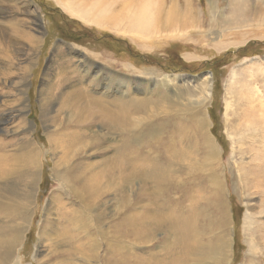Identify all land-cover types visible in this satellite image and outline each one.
Returning a JSON list of instances; mask_svg holds the SVG:
<instances>
[{
	"label": "rangeland",
	"instance_id": "1",
	"mask_svg": "<svg viewBox=\"0 0 264 264\" xmlns=\"http://www.w3.org/2000/svg\"><path fill=\"white\" fill-rule=\"evenodd\" d=\"M172 6H177L180 12L177 22L168 26L165 16ZM161 16L156 35H144L145 40H142L138 38L142 34L127 29L117 31L86 24L67 13L56 0H0V42L9 50V56L0 53V116L11 113L15 117V122L7 125L11 130L17 129L23 117L28 119L32 137L42 155L38 184L34 186L37 194L31 230L18 249L21 264H37L36 259L42 261L41 264H50L60 258L80 262L79 243H84V235L70 232L69 223L61 220L59 210L56 211L58 199L52 198V192L59 188L53 171L62 170L58 165L66 151L60 150L48 136L58 137L59 126L66 128L69 124L65 114H57L60 93L81 84L90 87L92 95L99 96L107 92L105 86L110 82V94H107L112 98L120 97L118 92H128L140 101L149 99L144 101L148 103L146 113L138 116L139 120L145 117L147 121L143 124L137 121L138 132L133 143L139 157L134 163L135 181L127 187L133 189L136 205L132 211L128 210L130 214L139 218L147 210L152 212L155 203H163L152 183L151 169L153 164L162 165L166 171L170 167L176 178L173 185H181L191 197L188 202L184 200L181 214L184 216L196 208L204 215L202 219L213 220L218 228L228 229V241H233L230 264H264V185L253 187L247 177L249 168L258 174L256 179H263L257 169L262 167L264 171V121L258 122L261 126L248 125V120L254 116L264 118L260 113L264 110V0H164ZM27 35L35 37L37 42L33 44ZM18 42L20 46L16 47ZM75 52L80 53V57ZM166 76L175 79L170 86L159 88L157 83L151 82ZM82 77H85L83 81ZM209 85L210 99L202 112L210 123L208 133L222 153L221 172L227 197L221 199L220 212L204 201L210 188L199 169L203 155L198 152L201 149L195 142V129L188 121L180 119L186 114L185 108L181 107L184 110L179 112L181 114L162 111V107L173 101L189 109L205 97ZM20 90L23 93H19ZM158 97L159 104L156 103ZM22 109L23 117H20ZM92 130L84 129L88 134L99 131L98 127ZM152 133L159 137L151 140ZM2 135L3 139L12 138ZM171 141L177 148L175 155L170 150ZM16 149L17 146L12 147L9 152L14 154ZM88 149L84 162L95 163L93 174L104 172V176L114 179L111 162L115 161L111 156L116 155L115 150L98 151L93 144ZM76 150L69 153L67 162L73 157V165L78 170L81 159H76ZM29 170H22V177L26 171L29 174ZM79 178L83 184L93 176L87 169ZM16 181L14 176V191L26 195L28 177L22 182ZM197 184L199 189L201 185L204 188L193 192ZM122 191L105 192V202L98 207L105 212L99 227L106 234L102 255L111 250L109 245L117 242L114 238L118 233L117 225L126 219L127 210L117 205L113 196L121 195ZM194 193L199 198H193ZM125 194L130 195V189H126ZM64 202L68 204L60 214L75 209L68 200ZM214 210L217 213H213ZM7 221L3 217L4 225L11 224ZM165 235L156 234V240L154 238L136 254L147 258L151 254L152 261L165 260L170 242L168 234ZM251 242L256 244L257 255L251 253ZM173 261L174 258H170V262Z\"/></svg>",
	"mask_w": 264,
	"mask_h": 264
},
{
	"label": "bare ground",
	"instance_id": "2",
	"mask_svg": "<svg viewBox=\"0 0 264 264\" xmlns=\"http://www.w3.org/2000/svg\"><path fill=\"white\" fill-rule=\"evenodd\" d=\"M56 1H58V4L63 6V9L72 17L86 24L97 27H107L117 31L127 29L138 35L142 34L138 37L142 40H145L144 35H156V30L158 31L161 22H159V20L162 19L161 12L164 5V0ZM139 4H141V8H138ZM176 7L172 6L166 13L165 22L168 26L177 22L180 11ZM186 11H189V8ZM186 14L189 15L188 12H186ZM4 34L5 32L2 33L3 39L5 36ZM17 34L21 35L22 32H17ZM27 38L31 39L33 44L37 42V39L33 36L29 35ZM9 41L10 39L8 42ZM15 44L16 47L20 46L19 42ZM15 44L12 45V47L15 46ZM7 48L8 46L5 47L4 44L0 42V53L3 56H9V54H7L9 52ZM75 54L80 57V53L75 52ZM84 79L85 77H82V81ZM170 79L171 78L166 76L164 78L161 77L159 81L152 79L153 81L151 80V82L153 85L157 83L159 88L167 87L175 81V79H171V81ZM208 81L211 85V81ZM128 84L127 87L129 86ZM207 84L208 82L206 85ZM110 85H112V82L105 86L109 94ZM210 85L207 88L205 97H201V101H197V103L193 105L194 107L190 106L188 109L181 103L171 100L173 102H170L166 107H162V111L181 114L179 112L184 111L181 110V107H183L185 108L186 114L189 112L188 115L184 114L185 116H181L180 119L188 121L189 125L195 129V142L201 149L198 152L203 155V162L199 169L205 174V179L208 182L206 184L210 188V193L208 196H204V201L207 206L212 207L211 209L215 208L220 212L221 199L224 196L227 197L226 181L221 172L222 153L216 145L214 137L208 133V126H210V123L202 112V109L206 107L210 99ZM117 87L120 88L121 86L118 85ZM18 92L23 93L21 90ZM107 92L99 96H94L90 93V87L80 84L78 86H72L69 92H62L59 96L56 93L59 97L58 104L60 105L57 114H65L66 123L68 124L69 122V124L66 128L62 125L59 126L57 129L58 137L52 138L48 136L52 142H55L57 147H61L60 150H65L67 152V154L66 152L63 153L61 159L62 163L59 161L60 164L58 168L62 170L55 169L53 171L55 172V178L59 182V188L52 192V198L55 200L58 199L59 204L56 207V211L59 210L58 215L61 216V220L65 219L69 223L70 232L81 236L83 234L85 241L84 243H79V250L82 251L79 257L80 262L75 263L60 258V260L57 259L52 263L50 262V264H230L231 253L233 252V241L232 239L228 241V229L218 228L217 223L212 219V222L208 219H202L201 217L204 215L196 208L192 210L193 212L190 211L191 213H186L184 216L181 214L182 210L180 209L184 204V200L187 199L186 202H188L191 197L187 195L188 191L181 185H173V183L176 182V178L172 171H170V167L166 171L162 165H160V167L157 164H153L151 169L152 183H154L159 193L158 198H163V203H155L154 206L156 208L152 210V212L150 210L148 213L147 210V212L139 218H136L137 215L133 216L130 214L129 211H132L133 207L136 205L135 199L132 196V194H134L132 192L133 189L127 187L128 185L131 186L135 181L136 169L134 168V163L139 157L138 154H135L133 143L138 132L136 129L138 127L137 121L139 124H143L144 121H147L145 117L139 120L138 116L139 114L146 113L145 111H147L146 108L148 107V103L144 101H148L149 99L140 101L131 96L128 92H118L120 97L112 98L108 96ZM160 100L161 99L158 97L156 103L159 104ZM51 101L54 102L53 100ZM19 111V116L23 117V109ZM260 113L264 114V110ZM12 116L11 113H5L0 116V134L3 133L4 137H12L11 139H3V135L0 136V264H21L19 261L18 249L22 246L26 238V233L31 230L30 220L32 213H34V206H36L35 198L37 194L34 186L38 184L37 171L42 164V155L40 148L32 137V132L30 130L32 125L30 121L23 117L20 119L17 129L11 130L7 125L15 122V117ZM260 121H264V118L261 116H254L252 120H248V125L259 126L260 124L258 122ZM96 127L99 129L98 132H93L94 134L86 133L88 131H93L92 129ZM262 127H264V124ZM157 136V134L152 133L151 140H156ZM91 144L95 145L98 151L102 148L106 150H115L116 155L111 156V159L113 157L115 161L114 163L111 162L114 168V179H111L107 175L104 176V172L93 174L96 166L95 163L88 162V164H86L84 162L89 153L87 149L90 148ZM170 145V150L172 154L175 155L177 153V148L174 141H171ZM15 146H17V149L14 154L9 152V149ZM75 148L77 149L75 151L76 159H81L80 164L78 163L80 165H78V167H80L78 170L76 166L73 165V157L71 161L67 162L70 157L69 153L74 151ZM172 154L170 155L172 156ZM27 165L28 167H26ZM26 168L31 169V171L29 170V174L28 171H26L22 177V170ZM87 169L93 178L82 184L79 176L83 171L86 172ZM257 170L260 172L259 174H261L263 179H256L255 175L258 174L253 173L252 169L249 168L247 171V177L253 182V187L264 185V171L262 167H259ZM204 174H202V177ZM14 176L15 179H17V183L22 182V179L24 180L27 177L30 180V182L28 181L29 185L26 195L14 191V187H16L13 185ZM81 181L84 182L83 180ZM201 188L203 189L204 186L201 185ZM201 188L199 189L197 184L193 188V192L197 190L200 191ZM126 189H130V195L125 194ZM120 190L122 191L121 195L115 193L113 196H115L114 200L116 204L122 205V207L127 210L126 219L123 223H118V233L116 237L114 236L117 242L109 245V249L111 250H108L107 253L111 252V254L106 253V256L102 255L100 252L103 239H106V234L99 228L100 224L102 225L101 221L104 218L105 212L104 208L101 210L98 207L101 206V203L105 202L103 201V194L105 192L117 191L118 193ZM193 196V198H199L197 194ZM66 200H68L75 209H69L60 214V211L67 207L68 203L66 204L64 202ZM151 205L152 204L149 206L151 207ZM170 208L173 209L172 212L168 210ZM216 210H214L213 213H217ZM3 217L10 221L9 223L11 224L4 225V222H2ZM8 221L6 223H8ZM205 221L206 225H204ZM218 231L219 234H217ZM160 232L166 235L168 234L170 240L166 248L167 256H165V260L152 261L151 254H149L148 258L147 256H140L142 255L140 253H138V255L136 254L138 250H142L148 246L156 237V234L159 235ZM72 238L73 237H71V239ZM86 240L88 241L86 242ZM250 245L252 248V255H257V250L255 248L256 244L251 242ZM172 257L174 261L170 262V258ZM41 262L42 261L39 259H36L37 264H41ZM251 264L256 263L252 262Z\"/></svg>",
	"mask_w": 264,
	"mask_h": 264
}]
</instances>
